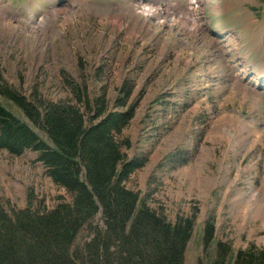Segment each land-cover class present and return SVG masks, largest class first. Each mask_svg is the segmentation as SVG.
Masks as SVG:
<instances>
[{
  "label": "rangeland",
  "instance_id": "374dc122",
  "mask_svg": "<svg viewBox=\"0 0 264 264\" xmlns=\"http://www.w3.org/2000/svg\"><path fill=\"white\" fill-rule=\"evenodd\" d=\"M197 2L189 12L188 0H0L2 91L36 107L73 100L74 88L111 102L130 87L122 153L145 163L126 186L168 221L193 219L183 264L209 262L217 242L230 257L264 248V89L248 79L264 73V0ZM0 105L45 139L1 94ZM37 157L0 150L5 213L70 201Z\"/></svg>",
  "mask_w": 264,
  "mask_h": 264
},
{
  "label": "trees",
  "instance_id": "16d2710c",
  "mask_svg": "<svg viewBox=\"0 0 264 264\" xmlns=\"http://www.w3.org/2000/svg\"><path fill=\"white\" fill-rule=\"evenodd\" d=\"M71 93L73 100L35 107L0 89L45 135L0 105V150L35 152L52 183L70 195L51 210L0 209V264H183L193 219L168 221L126 186L145 163L122 153L129 142L121 134L134 114L130 87L121 86L111 102L80 88ZM213 234V225L204 224L203 248ZM230 255V247L217 242L205 264H264V248Z\"/></svg>",
  "mask_w": 264,
  "mask_h": 264
},
{
  "label": "bare ground",
  "instance_id": "6f19581e",
  "mask_svg": "<svg viewBox=\"0 0 264 264\" xmlns=\"http://www.w3.org/2000/svg\"><path fill=\"white\" fill-rule=\"evenodd\" d=\"M195 2V3H194ZM207 2V0H205V3ZM188 5L190 6V7H187V9H188V11L189 12H191L192 10V8H198V2H197V0H189V2H188ZM204 6V5H203ZM202 7V6H201ZM143 11H146L144 8H143ZM154 10H149V13L150 14H153V13H155L156 14V12H153ZM154 14V15H155ZM228 36H230V35H227V37ZM243 59V58H242ZM237 63V64H236ZM243 63H244V59H243ZM234 65L235 66H233V68L234 67H237L238 65H239V70H238V72L236 73V75H239L240 76V79L241 78H244V77H246V76H248V72L251 70L250 68H249V66L247 65V64H244L243 66H242V64L240 63L239 64V62H238V60H235L234 61ZM251 75H249V77H248V79H250V80H252L253 81V84L255 85L257 82L259 83V81L260 82H262V89H264V73L260 76L259 74H258V72L256 71V70H253L252 72H249ZM259 85V84H258ZM260 191V190H259Z\"/></svg>",
  "mask_w": 264,
  "mask_h": 264
}]
</instances>
